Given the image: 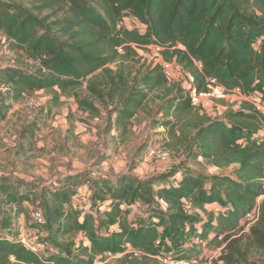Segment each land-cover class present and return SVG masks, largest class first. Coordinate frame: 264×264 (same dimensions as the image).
Masks as SVG:
<instances>
[{
  "label": "trees",
  "instance_id": "obj_1",
  "mask_svg": "<svg viewBox=\"0 0 264 264\" xmlns=\"http://www.w3.org/2000/svg\"><path fill=\"white\" fill-rule=\"evenodd\" d=\"M45 10L52 15H43ZM127 13L141 29L122 26ZM4 44L38 65L33 71L0 69V121L26 95L43 90L56 98V89L84 85L86 97L74 96L93 114V99L106 103L119 96L111 113L113 125L125 132L156 90L163 119L153 126L175 138L186 161L176 171L180 177L94 176V211L85 213L72 204L81 175L38 191L27 180L0 176V264H92L105 253H121L123 264L187 261L201 257L204 242L225 243L214 264H260L247 254L264 251V0H0V49ZM151 45L161 48L162 61L192 76L196 91H206L214 79L227 90L258 94L263 112L245 100L220 116L200 112L187 88L166 80L160 63L130 64L136 48ZM199 159L229 171L209 177L187 166ZM260 196L256 222L243 237L233 236ZM135 203L150 207L140 224L128 218ZM211 204L218 205L216 212ZM26 206L37 213L33 227L47 249L43 253L28 248L15 229ZM72 233L88 244L66 239Z\"/></svg>",
  "mask_w": 264,
  "mask_h": 264
},
{
  "label": "rangeland",
  "instance_id": "obj_2",
  "mask_svg": "<svg viewBox=\"0 0 264 264\" xmlns=\"http://www.w3.org/2000/svg\"><path fill=\"white\" fill-rule=\"evenodd\" d=\"M42 14L52 15V12L45 10ZM122 26L127 29L142 28V24L131 13L126 14ZM118 51L122 53L121 50ZM132 57L135 60L130 64L136 63L137 66H150L162 61L160 53L153 46L136 48L135 56ZM119 61L120 59L118 63ZM118 63L109 67L116 69ZM37 65L23 51H15L5 44L0 49V69L18 66L33 71ZM166 72L170 75L169 83H176L181 87L185 84L186 74L175 64L169 65ZM56 90V98L53 93L39 90L11 103L9 111L0 121V176L7 175L13 181L27 180L36 184L37 191L41 185L54 184L58 179L76 175H81L77 186L88 191L91 180L96 175L115 179L126 174L138 180L150 177L160 179L162 175L170 173L180 177L176 171H179L186 161L184 153L181 152L184 149L174 137L163 132L165 130L162 126H153V123L163 119L158 112L161 102L156 98V90L149 92L144 106L131 118L125 132L117 130L113 125L115 114L111 112L118 103V95L106 103L93 99L98 108V113L93 114L81 108L74 96V93H77L80 98L86 97L84 85L65 92ZM241 101L236 96L228 100L205 98L201 100L199 109L208 115L220 116L226 108H237ZM153 145H161L168 149L171 155L166 159L150 156L148 148ZM187 166L209 177L229 171L207 165L201 159L189 162ZM173 179H168L169 183ZM165 184H168L167 180L160 183ZM81 194L75 200V206L82 203L81 201H86L85 191H81ZM262 198L263 196L259 197L260 200ZM26 207L27 212L15 218V229L28 248L43 253L47 249L33 227L37 213L32 206ZM216 207L218 208V205ZM149 208L135 203L128 218L140 224L145 220ZM217 208L213 207L211 210L216 212ZM89 210L94 211L92 204L89 205ZM249 227L248 221L241 218L232 234L243 237ZM66 239H70L75 245L80 242L88 244L86 237L81 233H72ZM199 245L203 258L200 264H214L213 262L221 257L225 243L204 242ZM247 256L249 260L264 264L262 250L252 248ZM121 257V253H105L103 257L98 256L92 264H123ZM157 259L159 263H149H164L160 258Z\"/></svg>",
  "mask_w": 264,
  "mask_h": 264
},
{
  "label": "built area",
  "instance_id": "obj_3",
  "mask_svg": "<svg viewBox=\"0 0 264 264\" xmlns=\"http://www.w3.org/2000/svg\"><path fill=\"white\" fill-rule=\"evenodd\" d=\"M151 46H153L155 48V50L158 52L161 50V48L158 47L157 45H151ZM118 50H121V49L118 48ZM160 64L163 67V71H164V75H165L166 80L170 81V75H169V73L166 72V68H169V65H173V63L161 61ZM197 66L200 68V64L197 63ZM192 82H193L192 76L187 74L185 84H183L182 87L188 89V96L190 98L191 104L195 107H199L201 100L205 99V98L228 100L231 97L236 96L240 100H245V101L251 102L257 110L263 112V107L260 104V96L258 94H254L251 96H245L244 94H242L241 90L237 87H235L231 90H227L224 87H222L221 85H219L214 79H208L206 91L198 92L194 88L191 87ZM148 150H149L150 156H153L157 159H166L167 157H169L171 155V152L168 149L162 147L161 145L150 146L148 148ZM83 190L85 191V194H86L85 195L86 201H84V202L81 201L82 203H78L75 206V200L82 195L81 191H83ZM90 194H91L90 190L88 191L86 188H84V189L78 188L76 194L73 196V199H72L73 207L80 210L81 213L89 212L90 211L89 205L92 204L90 201ZM260 201L261 200L258 197L256 199L255 206L251 209L250 212L246 213L243 217L245 220L248 221L250 226L253 225L258 218V209H259ZM186 207L188 208V206H186ZM21 241H22V239H21ZM134 254L138 255V252H134ZM202 261H203V258H201V257L190 259L187 261L181 260V261H176V262L172 261L170 259H164L163 260V262L165 264H200ZM202 264H210V262H204Z\"/></svg>",
  "mask_w": 264,
  "mask_h": 264
},
{
  "label": "crops",
  "instance_id": "obj_4",
  "mask_svg": "<svg viewBox=\"0 0 264 264\" xmlns=\"http://www.w3.org/2000/svg\"><path fill=\"white\" fill-rule=\"evenodd\" d=\"M83 191H84V190H83ZM161 206H162V208H164L163 205H161ZM209 206H210L211 208H213V207L217 208V207H216V206H217L216 204H211V205H209ZM217 209H218V208H217ZM217 209H216V210H217Z\"/></svg>",
  "mask_w": 264,
  "mask_h": 264
}]
</instances>
